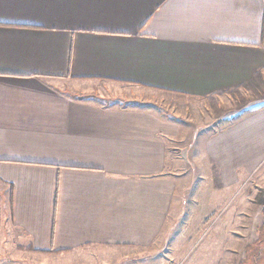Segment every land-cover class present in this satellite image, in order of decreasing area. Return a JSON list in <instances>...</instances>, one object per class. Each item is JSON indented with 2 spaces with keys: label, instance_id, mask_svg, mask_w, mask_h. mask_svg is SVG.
<instances>
[{
  "label": "crops",
  "instance_id": "obj_1",
  "mask_svg": "<svg viewBox=\"0 0 264 264\" xmlns=\"http://www.w3.org/2000/svg\"><path fill=\"white\" fill-rule=\"evenodd\" d=\"M145 96L254 103L184 181L264 165V0H0V264L174 261L189 130Z\"/></svg>",
  "mask_w": 264,
  "mask_h": 264
},
{
  "label": "rangeland",
  "instance_id": "obj_2",
  "mask_svg": "<svg viewBox=\"0 0 264 264\" xmlns=\"http://www.w3.org/2000/svg\"><path fill=\"white\" fill-rule=\"evenodd\" d=\"M145 97L157 110L189 130L186 141L174 145L181 149L182 197L179 214L170 217L175 228L167 238L176 244L174 261L167 264H264L263 243L255 245L258 256L245 261L246 249L259 238L260 207L256 197L264 190V165L232 183L198 181L193 175L191 182L184 181L189 179V168L196 166L191 162L196 154L188 146L195 130L210 126L207 136L212 135L236 122L242 111L251 110L254 103L235 96L205 100ZM196 153L203 155L201 150Z\"/></svg>",
  "mask_w": 264,
  "mask_h": 264
},
{
  "label": "trees",
  "instance_id": "obj_3",
  "mask_svg": "<svg viewBox=\"0 0 264 264\" xmlns=\"http://www.w3.org/2000/svg\"><path fill=\"white\" fill-rule=\"evenodd\" d=\"M256 204L260 207V225L258 226V231L260 232H259V238L255 241L254 245L251 244L246 249V260L245 261L247 262H249L248 258L250 256H252V258L258 256V252H256L255 245L258 246L262 243L264 244V237L262 236L264 233V190L260 191L259 194L257 195Z\"/></svg>",
  "mask_w": 264,
  "mask_h": 264
}]
</instances>
